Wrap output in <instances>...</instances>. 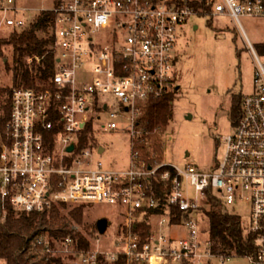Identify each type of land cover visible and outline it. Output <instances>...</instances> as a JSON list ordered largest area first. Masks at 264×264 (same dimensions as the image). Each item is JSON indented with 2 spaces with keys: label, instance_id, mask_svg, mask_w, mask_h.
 <instances>
[{
  "label": "built area",
  "instance_id": "1",
  "mask_svg": "<svg viewBox=\"0 0 264 264\" xmlns=\"http://www.w3.org/2000/svg\"><path fill=\"white\" fill-rule=\"evenodd\" d=\"M199 1L54 0L38 11L55 13L54 71L37 86L13 90L9 142L1 143L0 199L28 212L63 204L122 206L127 222L117 248L100 247L97 234L89 249L78 251L82 264H99L101 255L113 262L122 253L129 264H208L211 256L229 257L212 251L204 230L201 210L210 191L226 206L250 203L245 225L256 246L245 256L264 264V55L241 21L264 16V0H205L208 9L197 7ZM30 11L17 0H0V37L3 29L26 28L37 16ZM219 14L235 21L253 53L255 90L244 95L241 118L224 135V155L205 172L144 153L137 145L143 135L139 118L151 100L178 85L181 27L191 15ZM103 110L110 113L109 123L101 122ZM116 118L129 121L130 160L123 167L96 156L104 151L96 139L100 127L118 129ZM146 215L144 236L135 223ZM176 227L186 232L175 234ZM34 245L52 251L45 235ZM62 245L76 252L73 236Z\"/></svg>",
  "mask_w": 264,
  "mask_h": 264
},
{
  "label": "rangeland",
  "instance_id": "2",
  "mask_svg": "<svg viewBox=\"0 0 264 264\" xmlns=\"http://www.w3.org/2000/svg\"><path fill=\"white\" fill-rule=\"evenodd\" d=\"M21 6L32 9V13L45 7H52L54 0H17ZM243 26L250 39L258 48L264 42V16L245 15L241 17ZM195 25H199L195 28ZM4 36L11 33L6 29ZM44 33V32H43ZM0 52V87L13 84L14 56L11 45H4ZM178 50V85L177 96L173 105V116L167 129L162 133V148L153 151L160 159L179 166L192 163L201 171H211L222 158L226 150L224 135L233 129L231 105L235 96L252 93L255 90V60L242 30L228 14L213 17L191 15L181 27L177 43ZM28 59V58H27ZM30 60V58H29ZM107 99H116L112 94L104 95ZM103 120H111L108 111H102ZM119 128L116 130L99 129L96 139L104 151H96V156L114 167L129 164L131 137L125 129L127 119L116 118ZM147 146L148 141H147ZM74 205V204H72ZM228 209L240 215L244 223L248 222L251 205L247 200L228 204ZM85 224H98L100 219L107 222L104 231L91 228L83 229L74 223L77 229L87 233L91 239L100 235V247L117 248L119 230L127 222L125 209L110 203H92L84 206ZM202 213V212H201ZM193 215H197L194 212ZM203 219V217H202ZM166 231L171 234L168 228ZM185 233L186 229L176 227L174 233ZM46 237V235H45ZM95 244L97 241L95 239ZM62 243L55 241L54 254H74L63 250ZM39 251V250H38ZM0 264H6L0 259ZM67 264H82L75 257ZM208 264H251L245 255H232L221 258L211 256Z\"/></svg>",
  "mask_w": 264,
  "mask_h": 264
},
{
  "label": "trees",
  "instance_id": "3",
  "mask_svg": "<svg viewBox=\"0 0 264 264\" xmlns=\"http://www.w3.org/2000/svg\"><path fill=\"white\" fill-rule=\"evenodd\" d=\"M197 7L209 8L205 0H200ZM54 27V11L42 10L26 28L0 37V52L4 45H11L14 56L13 84L5 88L0 87V153L2 141L9 142L8 121L14 88L37 86L38 80L45 81L54 71ZM258 50L264 55V42L258 44ZM176 88L151 100L139 118L143 135L137 145L147 155L151 154L147 147L158 152L162 148L161 135L173 116ZM242 100L243 96L237 95L232 101L233 125L239 122L243 113ZM207 203L208 206L203 207L201 215L212 251L229 256L253 252L256 246L254 234L247 230L242 217L231 212L222 199L211 191ZM84 206L85 204H63L50 210L28 212L18 210L11 202H3L0 199V259H5L6 264H67L68 260L79 256L78 251L91 247L89 235L77 229L74 223L80 224L83 229H89L90 226L100 231L98 224H85ZM148 217L149 215H146L135 223L137 229L144 232V236L149 232ZM39 235H46L51 248L55 246V241L63 243L66 237L73 236L76 252L54 254L53 250L46 251L42 245H34V240ZM99 259V264H129V259L124 253L113 262L107 261L103 255Z\"/></svg>",
  "mask_w": 264,
  "mask_h": 264
},
{
  "label": "water",
  "instance_id": "4",
  "mask_svg": "<svg viewBox=\"0 0 264 264\" xmlns=\"http://www.w3.org/2000/svg\"><path fill=\"white\" fill-rule=\"evenodd\" d=\"M73 147H74V145H72V146L70 147V149H73ZM106 226H107V222H106L105 219H100V220L98 221V227H99V229H100L101 231H104V230L106 229Z\"/></svg>",
  "mask_w": 264,
  "mask_h": 264
}]
</instances>
